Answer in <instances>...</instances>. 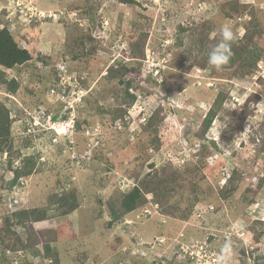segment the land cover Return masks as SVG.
Listing matches in <instances>:
<instances>
[{"label": "rangeland", "instance_id": "rangeland-1", "mask_svg": "<svg viewBox=\"0 0 264 264\" xmlns=\"http://www.w3.org/2000/svg\"><path fill=\"white\" fill-rule=\"evenodd\" d=\"M133 1L0 0V29L32 56L0 66L12 141L2 160L30 172L20 189L5 188L12 176L0 164V247L8 215L45 210L47 219L10 229L23 244L35 235L40 255L42 244L56 246L58 264H220L226 242L227 264H264V0ZM223 26L261 50L254 73L208 64ZM119 79L130 82L131 104ZM41 114L71 121L69 138H38ZM156 181L145 205L112 221L123 195ZM71 193L75 209L58 216L53 204ZM9 194L19 200L11 213ZM16 256L5 264L29 252Z\"/></svg>", "mask_w": 264, "mask_h": 264}, {"label": "trees", "instance_id": "trees-1", "mask_svg": "<svg viewBox=\"0 0 264 264\" xmlns=\"http://www.w3.org/2000/svg\"><path fill=\"white\" fill-rule=\"evenodd\" d=\"M122 4H134L133 0H118ZM229 17V16H227ZM183 32L185 30H182ZM240 40H235V42L232 45V51L233 56L228 63V65L222 67L223 69L229 70V69H235V72H241L242 75H246L250 70L254 73L256 71V64L259 61L261 50L255 45H240ZM193 51H189L188 53H192ZM199 52V51H198ZM200 53V52H199ZM187 54V53H186ZM209 55V53H208ZM32 60V56L30 53L24 49L18 46L17 42L14 40L12 34L9 32L7 27H3L0 29V66L5 69H11L15 66L20 67L29 61ZM208 62V60H207ZM135 63H138L135 61ZM209 64V63H208ZM139 65V64H138ZM210 65V64H209ZM203 67V66H202ZM221 69V68H219ZM123 71L128 70L127 67H122ZM120 70V71H121ZM125 74H123L124 77ZM240 77L236 78L233 74L231 77H233L236 80L242 81L241 79L244 78L240 73L238 74ZM13 83V84H12ZM11 83V93H14L17 89V84L15 82ZM118 83L125 86V95L127 99L129 100V104H131L135 100L134 94H130L128 86L130 85V82L124 83V80H118ZM13 85V86H12ZM221 98H216V100L213 101L214 105L210 107L202 119L201 124V134L204 135L206 132H208L212 126V123L216 119V109L223 103V96L221 95ZM212 103V104H213ZM100 109V108H99ZM103 111V110H99ZM121 108L115 110L113 112L112 121H114L119 117L121 112ZM64 119H67V115L63 116ZM114 119V120H113ZM53 120H57V116H53ZM76 120V126H78L76 129H79L80 123ZM151 122H148V124ZM83 124L87 125L88 122L86 120H83ZM10 128H11V121L9 118V111L7 108H5L4 104H0V164H5L6 168L8 167L11 178L10 183L8 185H15L17 182L22 180L23 178L29 177L30 172H21L18 170V168L12 169L10 164L8 163V156H7V162L2 160V157L4 154L7 155L10 148L12 147V141L10 138ZM26 129V128H25ZM39 132L36 133V136L40 138L42 134L44 135H51L48 131L41 129L40 127L36 128ZM200 137V134H199ZM63 141L67 140V137H61ZM212 146L217 148L216 144L214 142H211ZM31 160H28V162ZM8 163V164H7ZM7 169V170H8ZM26 169V167H25ZM27 170V169H26ZM234 174V172H233ZM158 181L154 182L152 185L153 187H150L149 190H146L143 192V190L138 186L133 188L130 192L126 193L122 196L121 201L119 203L118 212H112L111 217L112 221L117 220L121 215H127L141 206L145 205L146 203V194H153L155 195L158 189L161 187V183L157 185ZM229 188L230 193L234 191L233 186V175L230 177L227 181V185L224 187L225 190ZM222 197H226L223 193H221ZM221 197V196H220ZM59 199V200H58ZM58 202H55L53 206L55 209L53 211H58V216H66L67 213L70 211H73L76 207V200L73 196V193L64 196L62 194L60 198H58ZM56 200V201H57ZM53 209V208H52ZM113 210V209H112ZM29 210L22 209L19 211H16L12 213L11 215H8V220L5 221V229L3 232L2 240L3 244L0 247V264L5 263H11L10 260L12 258H16L17 251L19 250H27L29 252V257L26 258H20L18 256V260L22 259V264H34V261H37V264L44 263V261L49 260L51 264H58L59 263V257L57 252L55 251L56 246H51L50 242L44 243L41 245L42 249H44V254L40 255V248L38 249L37 246L39 245L36 243V236L32 233H29V236H26V244H23L20 240L19 234L16 232V230H12L10 228L14 227H20V225L27 223H37L40 221H43L44 219H47L45 210H37V212H28ZM37 214V216L32 217V215ZM31 215V216H30ZM30 216V217H28ZM30 223V224H31ZM21 228V227H20ZM34 239L35 242H32ZM18 248V249H17ZM17 249V250H16ZM10 259V260H8ZM44 260V261H43Z\"/></svg>", "mask_w": 264, "mask_h": 264}, {"label": "clouds", "instance_id": "clouds-1", "mask_svg": "<svg viewBox=\"0 0 264 264\" xmlns=\"http://www.w3.org/2000/svg\"><path fill=\"white\" fill-rule=\"evenodd\" d=\"M235 40H236V35L232 31L231 27L230 26H223L220 29V41L217 44H215L211 48V51L209 52L208 63L211 66H214L215 68H218V69L228 65V63L230 62V60L233 56L232 45L235 42ZM58 71H59V69H58ZM37 127H40V126H37ZM60 137H65V135L59 136V138ZM10 181L11 180L9 178V182ZM20 181H22V180H20ZM15 185L18 186V182ZM15 185L12 186V185L7 184L8 187H15ZM16 188L18 190L21 187H19V188L16 187ZM231 250L232 249H231L230 242H226L223 245V248L221 249L222 254L218 257L220 264H227V261L230 258Z\"/></svg>", "mask_w": 264, "mask_h": 264}, {"label": "built area", "instance_id": "built-area-1", "mask_svg": "<svg viewBox=\"0 0 264 264\" xmlns=\"http://www.w3.org/2000/svg\"><path fill=\"white\" fill-rule=\"evenodd\" d=\"M150 67H152L153 71L158 70V63L157 65H155L153 63V66L150 65ZM59 69V74H61L62 72H66L65 67H63V65H60L58 67ZM152 73V72H150ZM44 116V114H41L36 120H35V126H40L41 129L48 131L50 134H53V132L55 133V135L52 137V141L53 143L57 142L56 137L59 136H64L69 138V135L71 133H69L72 129H73V125L71 121L68 122H64V121H60V120H53V116L48 115ZM47 117V118H46ZM9 182V181H8ZM24 185V183L22 181L18 182V186L15 185V187H12L13 189H17L16 187H22ZM5 188H8V186H6ZM7 192V191H6ZM8 196V201H5V205L7 208V211L9 213H11L18 205H19V200L18 197L15 194H9Z\"/></svg>", "mask_w": 264, "mask_h": 264}]
</instances>
